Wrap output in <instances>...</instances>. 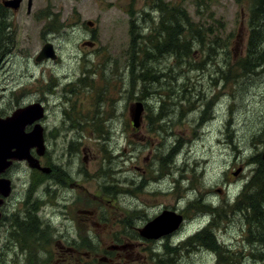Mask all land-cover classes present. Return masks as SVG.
<instances>
[{
  "label": "rangeland",
  "instance_id": "obj_1",
  "mask_svg": "<svg viewBox=\"0 0 264 264\" xmlns=\"http://www.w3.org/2000/svg\"><path fill=\"white\" fill-rule=\"evenodd\" d=\"M27 2L19 12L6 14L9 40L1 49L0 96L5 98L0 101L8 104L11 92L21 89L27 104L49 103V116L58 114L55 127H75L50 137L49 162L59 168V183L37 189L41 240L2 242L0 264H106L103 257L108 251L117 254L113 246L124 235L133 247L125 251L128 260H117L121 264H264V243L258 241L264 226L248 223L247 209H240L258 168L253 159L264 152V24L256 39L263 51L252 55L261 56V64L233 73L236 59L239 68L251 59L246 53L249 0H33L30 14ZM186 17L188 26L213 31L201 46L194 44L191 60L177 63L164 51L153 61L164 78L156 80L152 71L140 80L139 67L132 76L127 64L132 33L136 46L144 45L163 25H187ZM161 37L167 40L165 33ZM48 42L58 59L37 63ZM149 48L154 51L152 44ZM41 82L58 96L50 94L47 101L38 93ZM161 99L166 100L165 121L157 117ZM137 102L145 103L147 119L136 130L131 107ZM63 111L72 114L65 117ZM161 174L169 175L168 191L157 203L152 204V192H146L151 199L133 194L135 181L153 182ZM144 208L150 211L141 220ZM164 208L186 217L166 242L145 244L134 230L118 231L121 217L143 228ZM211 224L231 256L193 244ZM56 239L87 248L91 258L57 261Z\"/></svg>",
  "mask_w": 264,
  "mask_h": 264
},
{
  "label": "flooded vegetation",
  "instance_id": "obj_2",
  "mask_svg": "<svg viewBox=\"0 0 264 264\" xmlns=\"http://www.w3.org/2000/svg\"><path fill=\"white\" fill-rule=\"evenodd\" d=\"M89 26H93V22L89 21L87 22ZM44 62H49V60H46ZM43 62V63H44ZM2 65L0 64V67ZM69 86V85H68ZM40 89L38 93L42 94L43 96H46L49 101L50 97L49 95H57L55 93V90L53 92L52 87L49 86L50 89H48V82H41ZM21 89L18 91H12L11 96L12 98L8 102V104L2 103L4 100L0 101V120L5 121L10 119L17 113L19 110L24 109L29 104H27L24 100V96L20 94ZM60 95V94H59ZM39 96V95H38ZM58 96V95H57ZM67 99L70 100L69 96H65ZM0 98L4 99L5 96H0ZM37 101V99H36ZM35 101V102H36ZM34 102V103H35ZM68 102V101H67ZM41 105L42 112L39 115V117H35L36 119L32 123H24L23 126L20 127L19 133L20 135H29L32 134L35 130L39 131L40 134H42V140L44 144V151L42 154H38V148L37 147H31L30 148V156L33 157L35 160L38 161L41 169H33L30 167L29 162L27 159H19V155H11L14 157L5 158V162H7L6 167L1 171L0 173V181H4L8 184V192L6 194L3 193L2 190H0V244L2 242H5V244H13L18 243L19 245H22V243L29 242L30 244H33L37 240H41L39 238L40 235L43 236V231L40 232V229L42 228L43 222L39 219V213L42 209V203L39 201V198L36 196L37 189L39 186L47 185L48 183H54L58 184L59 181L56 177V175L59 173V168L54 167L53 164H51L50 161V149H51V139L52 134L54 131L58 133V130H67L69 131L70 125L74 128L75 123H71L70 125H65L62 127L57 126L55 127L53 123V117L58 116L56 115V111H54V114L51 112L50 116L48 113L47 104L45 103V100H39L38 103ZM165 108H166V100L161 99L159 104V109L157 113V117L160 121H165ZM50 110V107H49ZM72 114L71 112H64L63 115L66 117ZM146 116H145V107H144V114L140 119V125L138 127H134V129H140L142 127V124L145 122ZM47 120V121H46ZM46 121V123H45ZM165 125V122L162 123ZM10 126V125H9ZM55 127V128H54ZM12 129V130H11ZM6 133H4V139L5 137L7 139L12 138L13 128L9 127ZM18 130V128H17ZM166 135L168 132L163 129ZM23 132V134L21 133ZM7 134V135H6ZM168 136V135H167ZM8 142V140H6ZM6 143V142H5ZM67 145V144H66ZM69 149V148H68ZM15 149H10V153L14 152ZM15 153V152H14ZM162 157V156H161ZM168 156L166 153V157H162L163 163L168 161ZM56 165V164H55ZM44 169H49V172H44ZM64 172V171H63ZM67 172V171H65ZM77 172V171H76ZM78 173V172H77ZM68 179L70 181H73V183H76V180L73 178V175H71L69 172ZM49 176V177H48ZM169 175L161 174L160 176H155V180L152 182L150 181L151 178L147 180V182H144V180H139L138 182L135 181L136 190L133 192L134 195H146V192H152L153 194L150 196L152 198V204L157 203L156 198L161 197L162 195H167L168 189H166V179ZM153 178V176H151ZM151 184H147V183ZM156 183V184H152ZM154 186H157L158 188H154ZM140 192V193H139ZM139 193V194H135ZM159 195V196H158ZM145 197H148L147 195ZM132 198H135L132 196ZM149 198V197H148ZM149 198V199H151ZM139 199V197L137 198ZM141 202V201H140ZM163 202V201H162ZM142 203V202H141ZM142 210V209H141ZM131 211V208H130ZM147 208H144V213H142L141 220H146L147 213H149ZM174 212L176 215L181 216L183 218V221L180 223L178 229L174 231L171 234L160 236L159 238H147L141 235V230L153 219L160 216L164 212ZM126 211H121V213H125ZM86 215H91V212L85 211L83 212ZM131 214V213H130ZM95 213L92 215L94 216ZM155 218L151 220V218H148V222L144 225L143 228H137L139 226H135V224L138 222L137 220H131V217H121L119 219L118 225L119 230H129L137 234V237L139 240H142L145 242V244H150L151 242H159L163 241L166 242L169 240V237L172 236L175 232H177L180 227L185 223L186 217L184 214L176 211V210H170L167 208L162 209V212L157 215ZM134 219V218H133ZM117 225V227H118ZM51 233H54L51 231ZM124 235V234H121ZM125 237H122L123 241H117V244L113 246V249L117 251L116 255H112L108 251L106 255L103 257V260L106 264H121L120 262H117L118 259L128 260V256H126L125 251L129 248H132L131 243L129 242L130 237L124 235ZM167 239V240H166ZM33 240V243L31 241ZM77 240V239H76ZM127 241V242H126ZM86 243V241H82L81 244ZM55 247L57 248L56 254V260L57 261H67V263H72V261L79 260L82 257L85 258H91L90 251L85 247H80L81 245L76 247V243L73 245L69 240L62 242L60 239H56L54 242ZM84 249L85 251L79 252V249ZM151 250V249H148ZM147 250V251H148ZM52 257V255H51ZM151 260V259H150ZM101 260L99 262H102ZM103 264V262H102Z\"/></svg>",
  "mask_w": 264,
  "mask_h": 264
},
{
  "label": "trees",
  "instance_id": "obj_3",
  "mask_svg": "<svg viewBox=\"0 0 264 264\" xmlns=\"http://www.w3.org/2000/svg\"><path fill=\"white\" fill-rule=\"evenodd\" d=\"M249 2L251 5V21L249 22L250 28L248 29L246 53L251 59L249 61H242L240 63L242 68L236 66V59L233 70L234 74H237L238 69L242 70L257 67L262 61L261 56L254 59L252 55L262 53L263 51L262 46L260 48L257 47L256 39L261 35V32H258V28L262 27L264 24V21L260 22V20H264V0H249ZM6 14L7 10L0 3V60L3 56V53L1 54V49L6 47L5 43L9 40L6 34L8 28ZM180 15H183V13ZM186 19L187 25L184 21H173L169 27L163 25L162 29L158 30V33L154 35L151 34L147 38V43L144 45L136 46V36L132 33V47L127 52V64L131 67L132 76L135 74L134 69L139 67L138 71L140 73V80L146 79L152 71L155 74L157 73V75L153 77L156 80H158V77L164 78L165 73L159 74L160 70H158L156 64H153V61L157 56L164 51L169 52L171 58L177 63H181L183 60H191L194 44L198 42L201 46L204 36L206 34L211 35L213 31L205 28H196L193 25L188 26L190 19L187 17ZM52 23L56 24V22ZM162 33L166 34L167 40L165 42L162 41ZM263 37L264 33L262 38ZM149 44L153 45L154 51L150 50ZM236 47L233 48L234 51L236 50ZM151 52H153V54ZM229 52L234 55V52H231V50H229ZM135 62L137 63L136 67L134 65ZM149 62H151L152 66H149ZM154 68L157 70H154ZM171 73L172 79H175L174 68H172ZM253 162L258 168L251 185L247 186L244 201H242L240 209H247L246 218L249 219L248 223H254L258 228H262L264 226V161L261 158V154L254 158ZM254 188L256 189V193L252 191ZM205 209H207L208 212L216 213L218 216L223 215V212H219V209ZM213 228L214 226L211 224L209 227L198 233L193 238V244L197 243L199 247H204L218 254L220 257L224 255L231 256V253L220 242H218V238L212 230ZM262 236L264 237V229H261L258 237V241L264 243V238ZM231 258L232 257H230V259Z\"/></svg>",
  "mask_w": 264,
  "mask_h": 264
},
{
  "label": "water",
  "instance_id": "obj_4",
  "mask_svg": "<svg viewBox=\"0 0 264 264\" xmlns=\"http://www.w3.org/2000/svg\"><path fill=\"white\" fill-rule=\"evenodd\" d=\"M22 1L23 0H3L2 4L6 8H11L17 11L21 6ZM32 1L33 0H29L28 13L31 12ZM46 59H57V55L55 54L53 45L51 44H47L43 47L42 51L37 56L36 61L42 62ZM41 108L42 107L40 105L34 104L28 106L27 108L19 110L17 113H15L13 117L8 120H0V173L7 165V162H5V158H10V156L13 154L19 155V159H27L31 168L41 169L38 161L30 156V148L37 147L38 154L43 153L45 149L42 140V134H40V132L37 130H35L32 134L29 135H20L19 133L20 127L23 126L26 121L27 123H32L37 117H39L42 112ZM142 112V104H137L135 109L133 110V122L135 127H138L140 125V118ZM9 127L14 129L12 133V138L7 139L5 137L4 139V133L8 131L6 129H8ZM21 133L23 134V132ZM6 140H8V142ZM10 149H15V153H10ZM262 159L264 160V152L262 153ZM43 171L47 173L49 172V169H44ZM240 172L241 169H239L235 174L237 175ZM8 184L9 183L0 181V190H2L4 194L8 192ZM182 221L183 218L181 216L176 215V213L174 212L166 211L160 216L156 217L151 222H149L141 230V235L147 238H159L160 236L171 234L178 229Z\"/></svg>",
  "mask_w": 264,
  "mask_h": 264
},
{
  "label": "bare ground",
  "instance_id": "obj_5",
  "mask_svg": "<svg viewBox=\"0 0 264 264\" xmlns=\"http://www.w3.org/2000/svg\"><path fill=\"white\" fill-rule=\"evenodd\" d=\"M165 57H166V56H165ZM151 61H152V60H151ZM156 83H157V82H156ZM64 174H65L66 177H68L67 172L64 171ZM252 224H253V223H252ZM252 231H253V230H252Z\"/></svg>",
  "mask_w": 264,
  "mask_h": 264
}]
</instances>
